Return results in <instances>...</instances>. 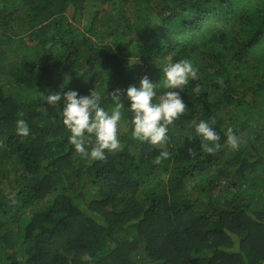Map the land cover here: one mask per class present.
Segmentation results:
<instances>
[{"label": "trees", "instance_id": "1", "mask_svg": "<svg viewBox=\"0 0 264 264\" xmlns=\"http://www.w3.org/2000/svg\"><path fill=\"white\" fill-rule=\"evenodd\" d=\"M179 59L199 78L163 145L134 140L128 123L121 150L84 158L63 106L43 99L96 88L108 107L107 92L158 84ZM209 118L212 153L190 124ZM86 253L93 264H264V0H0V264H89Z\"/></svg>", "mask_w": 264, "mask_h": 264}, {"label": "clouds", "instance_id": "2", "mask_svg": "<svg viewBox=\"0 0 264 264\" xmlns=\"http://www.w3.org/2000/svg\"><path fill=\"white\" fill-rule=\"evenodd\" d=\"M135 64V63H134ZM160 83L154 84L145 76L140 86L132 85L125 90L116 88L110 94L107 92L108 107H105L104 93L91 91L90 95H80L76 90L54 92L43 99L51 106L62 105L60 117L62 124L69 132L68 142L75 153L84 158L104 160L108 153L121 150L120 128L130 123L131 136L134 140L153 146L166 144L169 137V125L187 111L180 92L186 91L191 80L199 78V69L190 59L169 61L162 66ZM162 87L163 92L158 93ZM179 89L180 91H176ZM199 87L193 88L198 93ZM126 95L130 107L125 108L122 97ZM109 96L111 103H109ZM130 114V121L125 115ZM190 124L195 135L200 139L201 147L212 153L221 147L220 132L215 127V119H192ZM225 145L238 149L242 143V134L232 126L222 129ZM15 133L20 137L31 134L26 119L15 121ZM190 154L195 153L189 149ZM167 151H162L155 158L157 165L169 157ZM82 260L93 264L94 258L84 254Z\"/></svg>", "mask_w": 264, "mask_h": 264}]
</instances>
